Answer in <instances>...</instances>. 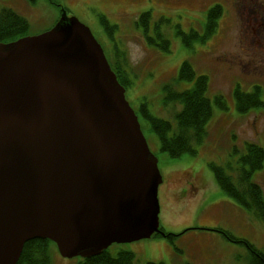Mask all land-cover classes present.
Returning a JSON list of instances; mask_svg holds the SVG:
<instances>
[{
    "label": "water",
    "instance_id": "water-1",
    "mask_svg": "<svg viewBox=\"0 0 264 264\" xmlns=\"http://www.w3.org/2000/svg\"><path fill=\"white\" fill-rule=\"evenodd\" d=\"M161 182L88 26L61 10L46 31L0 42V264H16L32 239L89 258L165 236Z\"/></svg>",
    "mask_w": 264,
    "mask_h": 264
},
{
    "label": "rangeland",
    "instance_id": "rangeland-1",
    "mask_svg": "<svg viewBox=\"0 0 264 264\" xmlns=\"http://www.w3.org/2000/svg\"><path fill=\"white\" fill-rule=\"evenodd\" d=\"M215 5L221 6V14L214 32L206 36V14ZM1 8L26 19L27 35L51 28L64 10L89 27L109 63L115 60V49L121 52L119 59L129 81L125 98L138 117L162 177L157 192L159 227L173 237L168 240L154 234L112 244L107 248L112 256L127 250L134 253L136 264H245L246 247L226 240L216 228L264 250V224L218 187L209 166L235 161L246 143L264 149V107L240 112L234 100L239 87L243 92L257 90L264 103V77L259 72L264 68V53L251 46L248 38L250 15L257 22L264 21V0H0ZM144 11L150 12L147 32L155 44L147 43L145 28L138 23ZM102 17L113 27L110 31L103 28ZM154 27L168 40L167 51L159 47ZM183 61L190 63L194 77H207L212 115L202 142L194 146L195 154L172 158L161 151L140 108L145 105L153 116L175 124L180 106L164 102L165 87L181 91L193 86L194 80L178 79ZM218 96L225 108L215 103ZM252 179L264 197V162ZM49 256V264L81 261V257H62L52 242Z\"/></svg>",
    "mask_w": 264,
    "mask_h": 264
},
{
    "label": "trees",
    "instance_id": "trees-1",
    "mask_svg": "<svg viewBox=\"0 0 264 264\" xmlns=\"http://www.w3.org/2000/svg\"><path fill=\"white\" fill-rule=\"evenodd\" d=\"M34 1V0H29ZM221 14V6L215 5L207 11L205 20V35H211L217 25V19ZM151 18L149 11H144L138 16V23L145 28L143 36L147 43L155 44L152 37L147 32L148 21ZM101 24L106 31H110L109 26L101 18ZM159 21V20H158ZM150 22V21H149ZM28 22L8 8L0 9V42L8 43L27 35ZM155 39L160 40V48L168 50V40L160 31L154 27ZM115 60L109 63L116 74L118 82L125 88L129 81L125 77V69L119 59L120 53L115 49ZM122 58H124L122 56ZM195 76L191 65L183 61L179 68L178 79L181 81L194 80V84L189 89L177 91L171 87H165L164 102L179 105L175 112V124L169 120L153 116L145 105L140 108L142 116L148 122L150 129L156 134L159 140L161 151L172 158L180 157L184 154H195L194 146L202 142L205 135L206 124L212 115V106L206 96L208 87L205 75ZM256 88V87H255ZM257 91V90H256ZM243 92L236 87L234 90V100L237 110L245 112L247 109L264 107V103L259 98V92ZM218 106L224 107L223 99L220 96L215 98ZM236 152V151H235ZM264 162V149L255 143H246L234 161L228 160L224 165L211 162L209 164L214 179L218 187L229 197H231L242 208L251 213L256 219L264 224V197L262 189L258 183L252 179V174L260 170ZM216 228L226 240L239 243L246 247L245 264H264V250H259L247 241L235 238L227 231ZM162 231V229L160 228ZM163 232V231H162ZM164 237L172 239L173 234L165 233ZM160 235V234H156ZM162 236V235H160ZM46 239H32L24 243L16 264H49V243ZM79 264H136L134 253L127 250H120L112 256L107 249L98 255L83 258ZM143 264H164L161 262H145ZM188 264V263H185Z\"/></svg>",
    "mask_w": 264,
    "mask_h": 264
},
{
    "label": "flooded vegetation",
    "instance_id": "flooded-vegetation-1",
    "mask_svg": "<svg viewBox=\"0 0 264 264\" xmlns=\"http://www.w3.org/2000/svg\"><path fill=\"white\" fill-rule=\"evenodd\" d=\"M256 17V14H254ZM250 24L252 25L251 33L249 34V44L251 46H254L256 49L258 48V51L264 53V21L257 22V20H254L253 14L250 15ZM262 73L264 77V68L259 71ZM259 74V73H258ZM261 75L255 74V76L260 77Z\"/></svg>",
    "mask_w": 264,
    "mask_h": 264
}]
</instances>
